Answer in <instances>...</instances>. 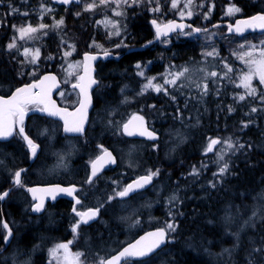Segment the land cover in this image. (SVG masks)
Wrapping results in <instances>:
<instances>
[{
  "label": "rangeland",
  "instance_id": "1",
  "mask_svg": "<svg viewBox=\"0 0 264 264\" xmlns=\"http://www.w3.org/2000/svg\"><path fill=\"white\" fill-rule=\"evenodd\" d=\"M56 1L41 0L38 4L39 6L36 5L34 9L25 11L23 17L27 20L22 25L13 24L3 49L8 53L10 66L16 71L15 76L18 79L25 78L29 80L37 77L44 70L53 68L62 77L66 85L65 89L57 95L62 103H76L78 101L77 95L69 89V85L77 81L79 77L80 64L77 59L78 56L86 51H110L117 53L135 46L137 42L134 39L131 27L136 19L148 15L149 20H154L156 25L177 19L189 22L197 21L199 27H205L211 24L216 8L220 10L219 20L233 21L236 18L244 17L242 3L247 4L246 0H225V2L220 0L216 8L214 7L215 3L212 2L213 4L209 5L207 10H205L208 4L207 0H192L191 4L188 3V0H177L176 8L172 7L173 0H135V2L134 0H126V2L125 0H107L106 4H102L101 0H79V3L70 9V13L61 15L62 12L57 7L59 4ZM252 1L258 3L260 10H264V0ZM88 4H93L94 7L91 10H86V5ZM185 5L188 6L186 7ZM157 7L159 11L156 10ZM230 9H239V11L230 12ZM30 11L34 12L27 14ZM116 12H119L120 15H116ZM189 12H191V16H189ZM262 12L260 13L262 14ZM31 16L36 17V23H32ZM60 21H63V23H59ZM42 25L43 27H41ZM30 28H35L36 31L22 32V30ZM194 35L198 34H195L193 31H185L173 37L162 39L156 45L157 48L153 50L154 54L151 51L155 55L153 60L149 59L141 64H137L140 67L137 68L136 65L131 70L127 66L126 71L122 74L124 75L122 77L126 81L124 79L122 80V85L119 89L115 90V92H107L101 89L97 93L98 99L103 105H118L117 110L120 114L121 122L127 120L133 114L139 113L151 125H157V127L163 125V127L159 128L161 130V139L154 148L147 147L141 143L123 147L127 158L130 157L132 163L131 171L134 173L137 170H148V167L152 166L155 171L152 170L151 172L157 173L154 176L157 183L140 199L128 201L124 204L121 203L118 205L119 207L116 206L117 211L122 213L121 216L119 218L116 217L114 223L108 220L113 226L115 234L110 237L111 240L110 238L107 240L109 243L101 234H99V239L95 235L93 236V238L96 237L99 240L98 244L97 242L94 243L88 240L85 244L86 246L88 245L89 251L93 249L94 252L90 255L89 253L87 255L85 254L88 258H83L85 264H101L106 257L117 251L121 245L131 239L135 232L145 226L147 228L151 226L164 227L169 234L168 245L173 247L175 243L181 240L178 233V221L174 219L175 217L184 216L186 211H182L181 214H176L172 204L180 200V194L187 200L186 195L189 192H184V189L187 187L188 182L185 181L201 179L211 173L208 170L213 168L214 171L211 173L212 177L220 182L218 178L222 175L220 174V168L224 164H227V166L228 164L231 165L234 160L233 156L236 155L238 149L243 147L247 148V145L238 136H229L223 140H219L220 143H218L215 150L207 155L206 150L212 138L210 136L202 137L199 130L201 128L202 118L208 119L210 117V111H206L207 105H204L207 102L206 96L210 92L211 95L215 93V98L219 99L218 103H220L218 105H224L221 94H224L226 91V97H228V94L233 96L229 98L230 101H233V105H242L251 109L255 108V112L259 108H264V84L260 82L259 77L254 75L251 79L250 88L255 89L254 94H250V88H245L242 84L244 75L249 72V65L245 61L252 59L259 60V53L261 50H264V38H262L264 33L261 37L245 36V39L242 41H230L231 47L225 51V54L221 55L219 49L214 44L223 35L215 29H212L207 33L200 34L203 36V41L207 48L206 53L213 52L214 54L212 56H208L205 53L196 62H170L164 65V49H167L172 42L178 41V37L192 39ZM9 44H14L15 46L9 48ZM37 52L39 53L38 56L36 55ZM247 52H251L252 56H244V59L241 60L240 57ZM34 58L35 62H33ZM225 65H228L232 71L229 72ZM153 66H156V68H153ZM184 69H188V71L177 81L176 85L164 83L165 78L171 80V74L183 71ZM211 72H216L218 74L217 77H211L209 75ZM139 73H143V75ZM152 78H155L153 84L162 85L167 94H165L164 90L157 92L154 87L145 89L148 80ZM135 83L137 84L135 87L139 86L138 88L133 86L136 85ZM181 84L184 86L180 87ZM205 84L208 86L206 94H204ZM4 89V86L0 84V90L3 91ZM164 96H166V99L172 101L181 98L182 101L179 105H185L183 112L164 113ZM240 96H244V99L240 100ZM232 114L233 111H228L227 113V115ZM168 121L172 125L166 126L164 130V125ZM196 138H205L200 146V153L204 159L201 161L198 160L196 164L190 166L186 171L183 170V174L178 175V178L174 180V184L177 187L173 186L172 192H169V195L162 202L161 198L163 194L168 192L164 179L167 175H173L175 172L172 166L170 168L164 167V162L174 164L178 161L180 166L186 165L189 161L188 158L195 151L186 150L183 155H180L181 157L179 159H176L177 154L180 149L188 146V142H192ZM228 142L232 143V148L228 147ZM240 145H243V147H240ZM161 151L164 157L163 164H152L150 162L152 153H157L155 155L161 156ZM221 154L223 155L222 160L219 159ZM193 169H195V173H193ZM196 183L189 184L191 185L190 189ZM201 187V185H198V189ZM212 190L214 189L212 188ZM188 197L190 200L194 198L192 195H188ZM181 203L183 202L180 201L179 204ZM216 203L213 202L218 211H220V215L218 214L217 217L219 219L222 218V227H228L227 231L231 234L233 233L232 229H236L240 235L251 224L260 222L262 219V208L258 210L256 208L243 207L241 210L239 206L237 207L240 210V216L238 217V212L235 215H225L226 210L224 212L223 206ZM156 210L160 211L161 216L155 212ZM221 213H223V217ZM240 218L243 222L238 227L239 224H235L234 220ZM169 224L174 226V231L168 229L167 226ZM192 225L191 222L190 226ZM105 227H108V224H105ZM36 237L37 234H35L34 238ZM40 240L32 250L24 246L22 251L26 257L21 259L17 258L16 255L17 260L24 261L23 263L25 264L28 259L32 260L33 257L41 254V257L46 256L50 264H66L61 255H54L52 254L53 250H48V244H51L50 242L53 241L51 238L44 236ZM106 242L108 244H105ZM54 243L52 242V244ZM237 244L236 242L234 245ZM33 250L35 252L31 253ZM163 251L168 253L166 255L164 252L158 253L151 258V263L147 264H171L168 258L170 249L167 248ZM230 252L231 250L229 248H222L220 252L214 254V261L225 264L226 260L231 256ZM80 255L82 256V254ZM125 264H132V262H126Z\"/></svg>",
  "mask_w": 264,
  "mask_h": 264
},
{
  "label": "flooded vegetation",
  "instance_id": "2",
  "mask_svg": "<svg viewBox=\"0 0 264 264\" xmlns=\"http://www.w3.org/2000/svg\"><path fill=\"white\" fill-rule=\"evenodd\" d=\"M150 29L154 37L136 43L135 46L128 49L139 48L153 40L156 32L152 24ZM158 42L143 50L129 53L126 52L128 49L117 53L108 51L114 55H120L119 58L95 62L92 76V81L96 83L92 89L93 105L87 112L88 120L86 124L83 123L85 120L84 112L75 113V117L66 116L70 122L76 121L79 123L82 121L84 130L78 132H66L65 120L61 117L65 114H72L80 106V94L76 88H73V85L79 84L81 81L84 54L104 52L86 51L78 56L77 59L80 64L79 77L77 81L69 85V89L78 97L76 103H62L58 99V93L64 90L66 85L62 77L53 68L46 69L37 77L29 80L16 78V71L11 70L12 77L0 81V84L5 88L3 91L0 90L1 98H9L17 89L26 88L37 83L46 74H55L61 85V88L53 95L58 105L30 103L25 106L22 125L24 135L20 134L21 125L19 124V117H16L15 122L10 125L11 135L0 138V195L7 193L3 199H0V264L23 263L24 261L17 260V258L23 259L26 257L22 248L25 246L32 250L41 241V237H39L41 233H44V236L55 242L54 244L52 242L48 244V250H55L52 251V254L61 255L66 264H85L83 258H87L86 255L89 252L88 245L86 246L85 243L88 242L89 235L96 234L98 239L99 234L103 237L106 219L109 218L114 223V219L119 218L122 214L117 211L116 206L140 199L156 185L157 180L153 176L150 187L141 189L124 199L119 198V195H117L134 179L144 177L152 170L155 171L152 166H149L148 170H137L133 173L130 157L127 158L123 147L141 143L154 148L161 139V130L151 125L139 113H135L121 122L117 110L118 105H103L99 101L97 93L101 89L107 92H115L119 89L123 80L120 77L126 71L127 66L131 70L133 66L145 62L146 59H144L145 55L143 53L148 49L150 51L155 50ZM128 55L131 56L128 57ZM30 91L39 93L37 88L30 89ZM57 110H59L58 114H49ZM135 116H140L149 130L158 134L159 137L156 142L130 138L123 133L124 125ZM25 135L37 146L34 156L24 139ZM105 152L110 153L111 158L105 156ZM101 157L103 159L97 163L98 171L95 176H92V164ZM18 171L21 172L19 185L15 183V173ZM89 177H92L91 183L88 182ZM40 188L56 190L49 192L48 197L40 192H34L33 196L31 195L33 191H30V189ZM58 189H74V191L69 195L68 192L59 191ZM77 200H79V203H77ZM44 202L45 204L39 212L33 211L34 206ZM90 211L96 213V220L90 224L84 223L81 216L77 215V213H88ZM123 214L125 215V213ZM5 224H7V228L4 227ZM74 226L76 232H73ZM154 228L156 227L147 228L145 226L139 229L122 246ZM9 231L11 235L8 241L5 242L4 237ZM35 234H37L36 238H34ZM61 244L68 245L67 251L57 248ZM33 252L35 251H31V253ZM77 253L82 254V256L79 255L77 258ZM151 258L140 262L147 263ZM25 264L50 263L46 256L41 257V254H38L32 260L28 259Z\"/></svg>",
  "mask_w": 264,
  "mask_h": 264
},
{
  "label": "trees",
  "instance_id": "3",
  "mask_svg": "<svg viewBox=\"0 0 264 264\" xmlns=\"http://www.w3.org/2000/svg\"><path fill=\"white\" fill-rule=\"evenodd\" d=\"M40 1L41 0H29V2H27V0H0V81L12 77L11 70H14L10 66L8 53L3 49L10 35L11 28L13 24H24L27 19L23 17V13L29 9H34ZM207 1L208 4L205 10H207L209 5L213 4L212 2L215 3V8L220 2V0ZM221 1L225 2V0ZM246 3L247 4L242 3L244 7V16L260 13L261 11H263L262 13L264 14V10L258 8V3L252 0H246ZM57 7L61 10V15H66L70 13V9L74 8L75 5L70 8H64L60 5H57ZM33 12L34 11H30L27 14ZM219 12V8H216L210 25L222 22V20H219ZM36 22V17L33 16L32 23ZM149 22V16L144 15L132 23L131 31L137 43L150 40L153 37ZM191 23L199 27L197 21H192ZM69 24L71 23L69 22ZM213 29L223 35V37L214 44L219 49L221 55L225 54V51L231 47L230 41H242L245 39L244 37L227 35L223 27H216ZM262 35L263 33L261 35L251 34L248 35V37H261ZM262 38H264V36ZM177 40L178 41L172 42L167 49H164V65L170 62H196L200 59V56H203L207 51L202 35H194L192 39L178 37ZM143 54L146 60H153L155 58V55H153L154 51L152 54L150 49ZM130 56L131 55H128V57ZM153 68H156V66H153ZM226 93L225 91L224 94H221L224 105H218L220 102L218 103L219 99L215 98V93L211 95L210 92L206 96L207 102L204 105H207L206 108L208 110L206 109V111H210L211 114L209 113L210 117L208 119L202 118L199 133L202 134V137L210 136L212 138L211 140H223L225 137L238 136L240 140L247 145V148L243 147L236 151L231 165L228 164L227 170L218 177L220 182L212 177L211 173L214 171L213 168L208 170L211 173L205 175L201 179L196 181H185L188 182V185H192L195 182L197 183L192 189H190L191 185H187L184 189V192H189L188 195H192L194 198L190 200L188 195H186L187 200H185L180 194V200L172 204L176 214H181L182 211L186 212L184 216L175 217L174 219L178 221V233L181 240L175 243L173 247L168 245L163 249H170L168 258L171 264H221L214 261V254L220 252L222 248H229V250H231V256L226 260L225 264H264V108H259L257 112L254 113L251 111V108L242 105H233V101L229 100V98L233 96L228 94V97H226ZM181 101V98L172 101L166 99V96H164V113H182L185 105H179ZM230 103H232V105H230ZM228 111H233V114L227 115ZM168 125L170 126L172 123L168 121L164 125V130ZM154 126L156 128L163 127V125H159L158 127L157 125ZM204 139L205 138H196V140L188 142L186 148L180 149L176 159H179V157H181L180 155H183L186 150L195 151V153L188 158L189 161L186 165L180 166L178 161L174 164L164 162V157L162 155L163 149L161 151V156L155 155L157 153H152L150 157V162L152 164H163L164 162V167L170 168L172 166L175 171L173 175H167L164 179L168 192L163 194L164 197L162 196L161 198L162 202H164L165 197L169 195V192H172L173 186L177 187L174 184V180L178 178V175L183 174V170L186 171L190 166L196 164L198 160L201 161L204 159L200 153V146L201 143L204 142ZM198 185L202 187L198 189ZM212 188L214 190H212ZM180 201L183 203L179 204ZM213 202H217L216 204L223 206V211L225 212L226 210L224 213L225 215H235L236 212H238V217L240 216V210L237 209L239 206L241 210L243 207L256 208L258 210L262 208V219L260 222L251 224V226L247 227L248 229L240 235L236 229H232L233 233L231 234L227 231L228 227H222V218L220 217L221 219H219V217H217L218 214L220 215V211H218ZM155 212L161 216L159 210ZM221 215L223 217V213H221ZM108 220L109 218L106 219L108 227L105 228L103 234V238L106 241L115 234L113 226ZM191 222L193 224L192 226H190ZM242 222L241 218L234 220L235 224H239L238 227ZM39 235L43 238L45 234L41 233ZM93 236L94 235L89 236V240L94 243L97 242L98 244L99 240L96 239L97 235L95 234L96 237L94 238ZM107 242L105 244L109 243ZM236 242L238 244L234 245ZM163 250L161 252H164ZM92 252H94L93 249L88 252L89 255L93 254ZM167 253L168 252H164L165 255ZM147 263H151V259L148 260ZM147 263L134 262L132 264Z\"/></svg>",
  "mask_w": 264,
  "mask_h": 264
},
{
  "label": "snow or ice",
  "instance_id": "4",
  "mask_svg": "<svg viewBox=\"0 0 264 264\" xmlns=\"http://www.w3.org/2000/svg\"><path fill=\"white\" fill-rule=\"evenodd\" d=\"M60 2L67 4L70 2V0H60ZM77 2H79V0H77ZM126 2V0H125ZM135 2V0H134ZM192 0H188V3L191 4ZM102 4H106L107 0H101ZM177 6V0H173L172 2V7L176 8ZM186 7L188 5H185ZM94 7L93 4H88L86 5V10H91ZM157 11H159V8L157 7L156 9ZM231 11H239V9H230ZM116 15H120L119 12L115 13ZM181 15H183V13H181ZM189 16H191V12H189ZM253 20H260V21H264V16H258V17H253ZM59 23H63V21H60ZM241 23V22H238ZM154 26H156L157 29V38H159L162 34L163 35H167L168 31H172L175 30L176 28H180L181 30L183 29V25H179V24H174V23H169L167 25L163 26V29L159 26L156 25L155 21H153ZM260 27L264 28V23L259 25ZM43 27V25L41 26ZM230 30H231V26H230ZM23 31H36L35 28H30V29H26V30H22ZM193 31H200L199 29H193ZM237 31H240L239 28H237ZM14 44H9L8 47L12 48L14 47ZM27 52V50H26ZM38 52H37V56H38ZM214 53L213 52H208L206 53V55L208 56H212ZM66 55H68V53H66ZM107 55V53H106ZM260 59L256 60V59H252L249 61H245L248 65H249V72L247 74L244 75L243 79H242V84L245 88H250V84H251V79L254 75H257L259 77V80L262 84H264V50H261L260 53ZM244 56H252L251 52H247L244 53L240 58L241 60L244 59ZM85 59H90L89 57H85ZM94 59V58H93ZM33 62H35V58L33 59ZM254 66V67H253ZM140 65H137V68H139ZM225 67L228 69L229 72L232 71V69L228 66L225 65ZM188 71V69H184L183 71L180 72H176L171 74L172 75V79L169 80L167 78H165L164 83L168 84V85H176L177 81L183 77L185 75V73ZM140 75H143V73H139ZM211 77H217V73L216 72H211L209 74ZM49 79V77H45V80ZM51 79H55L54 77H52ZM80 79H83V77H81ZM155 78L149 79L148 83L145 85V89L150 88V87H154L155 90L157 92H160L163 89V86L160 84H153V80ZM44 81H40L39 84H32L29 85L26 88H20L17 89V92L15 94H13V96L11 97L10 100H3L0 99V136H8L11 135V127L10 125L12 123L15 122V118L19 117V124L21 125L20 127V134L24 135V129H23V115L25 112V106L27 104H39V103H44L47 93L45 92H41V93H32L30 91V89L33 88H37L40 87V85L43 84ZM92 83H95V81H92ZM184 85L181 84L180 87H183ZM239 86V85H238ZM73 87H80L81 88V92L85 93V88L83 86H81L80 84H75L73 85ZM197 87H199V85H197ZM208 90V86L207 84L204 85V94L207 93ZM165 94H167L166 90ZM255 93V89L254 88H250V94H254ZM86 95V93H85ZM240 100L244 99V96H240L239 97ZM54 107V106H53ZM44 110V109H41ZM84 110H86V104L84 101L81 102V109L78 111L83 112ZM58 111L55 112H50V115H56L58 114ZM253 112L256 111L255 108L252 109ZM67 115H71L73 117H75V113L72 114H65L64 116H62L61 118L65 120V131L66 132H73V131H81L82 130V121H80L79 123H77L76 121H72L70 122L66 116ZM134 119H139L142 121L141 117H134ZM125 131L127 132L128 129V125L125 124L124 125ZM127 134L131 135V132H127ZM141 135H148L149 137H152V133L150 132H144L142 131L140 133ZM24 139L27 141L29 148L31 149L32 155L34 156L36 154V145L32 142V140H30L26 135L24 136ZM220 143V141L218 140H211V142L209 143L207 150L208 152L213 151V146ZM228 147L232 148L233 145L231 142H228ZM240 147H243V145H240ZM105 156H108L109 158H111L110 153L105 152ZM103 157L99 158L97 162H93L92 164V176H95L98 168H97V163H99V160H102ZM219 159H223V155L221 154L219 156ZM227 170V164H224L223 167L220 168V174H223L225 171ZM193 173H195V169H193ZM157 173L155 172H150L148 175L139 178L137 181H135V184H129L123 191L118 192L117 195L124 197L126 196L129 191L133 190L134 187L139 188V187H143L145 184L149 183L153 176H155ZM20 177H21V172L18 171L15 173V183L16 184H20ZM89 183L92 182V177H89ZM59 191H66L68 192L69 195L72 194V191H74V189L72 190H68V189H58ZM30 191L35 192V189H30ZM7 193H4L3 195H0V199H3L4 196H6ZM77 203H79V200H77ZM43 207V204L40 203L36 206H34L33 211L39 212L41 210V208ZM77 215H80L83 222L87 223V220H84L83 218L85 216H87L89 219H91L92 217H94L96 215L95 212H92L90 215L89 213H77ZM5 228H7V224L4 225ZM168 229L171 230H175L174 226L172 224H169ZM73 232H76V227H73ZM11 235V232L9 231L8 234L4 237L5 242L8 241L9 237ZM149 237H154L155 239L150 241L149 243L145 244L143 247H138V245L141 244V241H137L136 244L131 245L129 248H125L122 252H120L117 256L113 257L111 260L108 261H102L101 264H120V261L123 257L126 256H146L148 255V253L152 252L155 248H157L161 243L165 242V238H166V230L165 229H160L157 232H153V233H149L146 237L142 238V240H148ZM57 248H62L65 249V251H67L68 245L67 244H61L58 245ZM55 250H53L54 252ZM79 253L76 254V257H79Z\"/></svg>",
  "mask_w": 264,
  "mask_h": 264
},
{
  "label": "water",
  "instance_id": "5",
  "mask_svg": "<svg viewBox=\"0 0 264 264\" xmlns=\"http://www.w3.org/2000/svg\"><path fill=\"white\" fill-rule=\"evenodd\" d=\"M57 1H58V3L61 6H64V7H70L73 4H78L79 3V2H77V0H70V2L67 3V4H64V3L60 2V0H57ZM258 16H264V14H258L257 13V14H253V15H249V16L239 17V18H236L233 22H231V21H223V22H218V23L212 24V25H210L208 27H197V26L193 25L192 23H190L188 21L173 19V20H170V21L164 23L160 27L163 29L164 25H167L169 23H174V24L183 25L184 27H183L182 30L180 28H176L175 30L168 31L167 35H163L162 34L159 38H157V34H156V37L153 40L149 41L148 43L144 44L143 46H141L139 48L128 49L126 52L129 53V52H133V51H136V50H143L146 47H149L152 44L158 42L163 37L164 38L165 37H169V36L173 35L174 33H182L185 30L193 31V29H199L200 31H193V32L195 34H201V33H206V32H208V31H210V30H212L213 28H216V27H225L226 28V34L229 35V36L244 37V36H247V35H250V34H254V33L261 34V33H264V28L260 27L259 25L264 23V21L253 20V17H258ZM238 22H241V23H238ZM151 24H152L155 32L157 33V29H156V26H154L153 21L151 22ZM230 26H231V30H230ZM237 28H239L240 31H237ZM106 53H107V55H106ZM86 56L89 57L90 59H85ZM119 56L120 55H114V54H112L110 52L94 53V54L93 53H85L84 54V66H83V74H82L83 79H81L79 84L85 88L86 95H85V93L81 92V88L80 87H73V88H76L79 91V94H80L79 95L80 96V99H79V105L80 106L78 108H76L73 111V113H83L84 112L85 113V120L83 121L84 124H86V122L88 120V113L87 112L91 108V106L93 105L92 89L94 88L96 83H92V79H93L92 76L94 74L93 66H94L95 62H97L99 60L105 61V60L111 59V58L117 59V58H119ZM45 77H49V79L45 80ZM52 77H54L55 79L54 80L51 79ZM40 81H44V82H43L42 85H40V87H37V89H39V93H41L42 91L47 93L44 105L47 104V103H50V105H58L57 101L53 98V95L55 94V92L61 88V85L59 84L56 75L55 74L43 75L40 78V80L37 83H35V84H39ZM12 96H13V94H12ZM12 96H10L9 98H1L0 97V99L10 100ZM82 101H84L85 104H86V110H84L83 112L78 111V110L81 109V102ZM135 117H140V116H135ZM127 125H128L127 132H131L132 134L131 135L127 134V132L125 131V128H123L124 129L123 133L126 134V136H128L130 138L145 139V140L150 141V142H156L158 140V137H159L158 134L153 132L152 130H149V128L147 127V125L145 124L143 119L141 121L139 119H134V117H133L127 123ZM82 130H84L83 125H82ZM142 131L152 133V137H149L146 134L145 135H141L140 133ZM1 137L2 136H0V138ZM217 145L218 144L213 146V151L217 147ZM213 151H211V152L207 151V154H210ZM139 178H141V177H139ZM139 178L134 179L129 184H133L134 185L135 181H137ZM152 182H153V180H151L149 183L145 184L143 187H139V188L134 187L133 190L129 191V193L126 196H124V197L119 196V198H121V199L128 198L129 196H131L135 192H137V191H139L141 189H145V188L150 187L152 185ZM35 190H36L35 191L36 193L40 192V193L46 194V197H48L47 194L49 192H51V191L56 190V189L40 188V189H35ZM33 193L34 192H31L32 196H33ZM42 204L44 206L45 202L42 203ZM92 212L93 211L88 212L89 215ZM83 219L87 220V224H90V223H92L93 221L96 220V217L94 216L91 219H89L87 216H85ZM160 229H164V228H154V229H151V230H148V231L144 232L139 237H137L134 241L129 242L128 244L124 245L118 251H116L115 253L110 255L108 258H106L105 262L108 261V260H111L113 257L117 256L125 248H129L131 245L136 244L137 241H141V244L138 245V247H143L145 244L149 243L150 241L154 240L155 238L154 237H149L148 240H142V238L146 237L149 233L157 232ZM167 243H168V233L166 231L165 242L161 243L152 252L148 253V255H146V256H126V257H123L121 259L120 264H123L126 261H141V260H145V259L151 257L152 255L156 254L162 248H164L167 245Z\"/></svg>",
  "mask_w": 264,
  "mask_h": 264
},
{
  "label": "bare ground",
  "instance_id": "6",
  "mask_svg": "<svg viewBox=\"0 0 264 264\" xmlns=\"http://www.w3.org/2000/svg\"><path fill=\"white\" fill-rule=\"evenodd\" d=\"M56 2H57V1H56ZM179 34H180V33H179ZM198 35H200V34H198ZM113 69H114V68H113ZM109 70H110V69H109ZM109 70H108V71H109ZM129 72H130V71H129ZM110 74H111V73H110ZM118 74H119V73H118ZM130 74H131V73H130ZM122 76H124V75H122ZM130 76H131V75H130ZM120 78H121V77H120ZM121 79H124V78H121ZM128 79H129V78H128ZM124 80L126 81V79H124ZM138 83H139V82H138ZM135 84H136V83H135ZM133 86L135 87V86H137V84H136V85H133ZM131 87H132V86H131ZM138 87H139V86H138ZM138 87H135V88H138ZM135 88H134V89H135ZM131 90H133V89H131ZM135 93H136V92H135ZM160 122H161V121H160ZM163 122H164V120H163ZM163 124H164V123H163ZM160 251H161V250H160ZM158 253H159V252H158ZM156 254H157V253H156Z\"/></svg>",
  "mask_w": 264,
  "mask_h": 264
}]
</instances>
